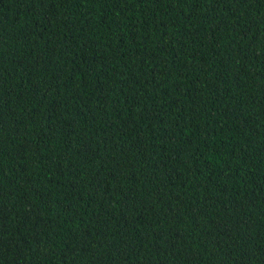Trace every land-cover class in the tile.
<instances>
[{
	"label": "trees",
	"instance_id": "obj_1",
	"mask_svg": "<svg viewBox=\"0 0 264 264\" xmlns=\"http://www.w3.org/2000/svg\"><path fill=\"white\" fill-rule=\"evenodd\" d=\"M0 264H264V0H0Z\"/></svg>",
	"mask_w": 264,
	"mask_h": 264
}]
</instances>
